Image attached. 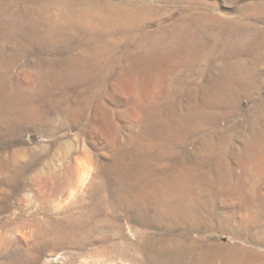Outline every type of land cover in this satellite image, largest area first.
Segmentation results:
<instances>
[{
    "label": "rangeland",
    "instance_id": "1",
    "mask_svg": "<svg viewBox=\"0 0 264 264\" xmlns=\"http://www.w3.org/2000/svg\"><path fill=\"white\" fill-rule=\"evenodd\" d=\"M0 264H264V0H0Z\"/></svg>",
    "mask_w": 264,
    "mask_h": 264
}]
</instances>
